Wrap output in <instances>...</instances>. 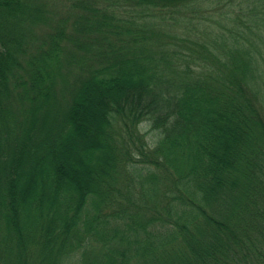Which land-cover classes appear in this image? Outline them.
I'll return each mask as SVG.
<instances>
[{"label": "trees", "instance_id": "trees-1", "mask_svg": "<svg viewBox=\"0 0 264 264\" xmlns=\"http://www.w3.org/2000/svg\"><path fill=\"white\" fill-rule=\"evenodd\" d=\"M63 7L0 0V264H264V0Z\"/></svg>", "mask_w": 264, "mask_h": 264}, {"label": "rangeland", "instance_id": "rangeland-1", "mask_svg": "<svg viewBox=\"0 0 264 264\" xmlns=\"http://www.w3.org/2000/svg\"><path fill=\"white\" fill-rule=\"evenodd\" d=\"M71 0H49V2H50V4H51V6L54 8V9H56L59 13H60V15H62V16H64V14H66V10H65V12H63L62 10H61V8H64L63 7V5L64 4H66V3H69ZM107 1L108 0H97V2H98V4H101V5H103L104 3H107ZM60 7V8H59ZM121 8H123V7H121ZM131 7H126V10L127 11H125V9H124V11H122V14L123 15H129V14H131L130 13V11H131V9H130ZM212 9H213V7L211 6L210 8H209V6L207 7V8H202V9H200V11H198V13L197 14H200V13H206V14H209L210 12H212ZM180 28L181 27H176V32L177 31H179L180 30ZM141 128H142V130L143 131H147L148 132V138L150 139V140H152L153 138H155L156 136H157V132H155V131H152L149 127H145V125H142L141 126Z\"/></svg>", "mask_w": 264, "mask_h": 264}]
</instances>
